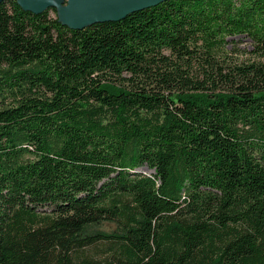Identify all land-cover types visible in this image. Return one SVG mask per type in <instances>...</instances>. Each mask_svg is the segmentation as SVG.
Listing matches in <instances>:
<instances>
[{
	"label": "trees",
	"instance_id": "obj_1",
	"mask_svg": "<svg viewBox=\"0 0 264 264\" xmlns=\"http://www.w3.org/2000/svg\"><path fill=\"white\" fill-rule=\"evenodd\" d=\"M52 9L0 2V264H264V0Z\"/></svg>",
	"mask_w": 264,
	"mask_h": 264
},
{
	"label": "water",
	"instance_id": "obj_2",
	"mask_svg": "<svg viewBox=\"0 0 264 264\" xmlns=\"http://www.w3.org/2000/svg\"><path fill=\"white\" fill-rule=\"evenodd\" d=\"M3 0H0L2 2ZM24 9L41 13L51 7H56L54 0H36L28 5L17 0ZM165 0H68L64 8H69L79 14L80 19L75 23L65 24L72 28H84L96 22L119 20L130 13L154 6Z\"/></svg>",
	"mask_w": 264,
	"mask_h": 264
},
{
	"label": "rangeland",
	"instance_id": "obj_3",
	"mask_svg": "<svg viewBox=\"0 0 264 264\" xmlns=\"http://www.w3.org/2000/svg\"><path fill=\"white\" fill-rule=\"evenodd\" d=\"M56 4V10L52 9L50 10V13L52 16H56L58 17L61 21H65L62 14H61V7L66 6L68 4V0H56L55 1ZM246 45L241 44L239 46H237V48H241V49H250L249 47H245ZM142 170L150 172L146 167H143ZM115 227L114 224H105L103 225V228H105L106 230H112ZM98 246L97 247H90V248H86L83 250L84 253H90V254H95V255H102L103 252L101 253H97L98 251Z\"/></svg>",
	"mask_w": 264,
	"mask_h": 264
},
{
	"label": "bare ground",
	"instance_id": "obj_4",
	"mask_svg": "<svg viewBox=\"0 0 264 264\" xmlns=\"http://www.w3.org/2000/svg\"><path fill=\"white\" fill-rule=\"evenodd\" d=\"M24 3L28 4V5H32L34 4V2L36 0H21ZM41 1H45V0H41ZM56 0H54L55 3ZM61 14L64 18V20L68 23H75L78 22L80 19V16L78 13H76L75 11H73L72 9L69 8H64L63 6L61 7Z\"/></svg>",
	"mask_w": 264,
	"mask_h": 264
}]
</instances>
